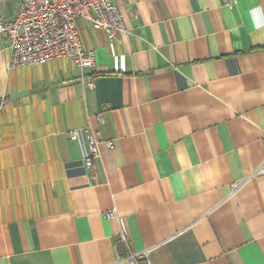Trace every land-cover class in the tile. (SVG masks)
I'll use <instances>...</instances> for the list:
<instances>
[{"label": "crops", "instance_id": "0c3cea01", "mask_svg": "<svg viewBox=\"0 0 264 264\" xmlns=\"http://www.w3.org/2000/svg\"><path fill=\"white\" fill-rule=\"evenodd\" d=\"M113 2L118 39L77 19L91 67L0 37V264H264V174L232 190L264 161V0Z\"/></svg>", "mask_w": 264, "mask_h": 264}, {"label": "built area", "instance_id": "2783aa9c", "mask_svg": "<svg viewBox=\"0 0 264 264\" xmlns=\"http://www.w3.org/2000/svg\"><path fill=\"white\" fill-rule=\"evenodd\" d=\"M129 15L134 16L133 11ZM78 18L89 20L96 29H104L109 40L118 39L121 33L127 31L124 15L113 0H19L14 17L0 19V37L6 41L10 53L9 66L37 65L60 57L74 60L81 69L93 66L95 52L83 47ZM98 121H102L101 117ZM67 134L73 141L84 138L87 144L84 160L88 169L93 168V159L99 155L101 145L114 148L113 141L104 140L98 129L89 126ZM261 174H264V161L245 179L233 183L232 190ZM105 215L111 217L112 212L108 211ZM118 241L125 247L129 245L124 227ZM139 257L140 254L130 252L125 261L140 264Z\"/></svg>", "mask_w": 264, "mask_h": 264}]
</instances>
